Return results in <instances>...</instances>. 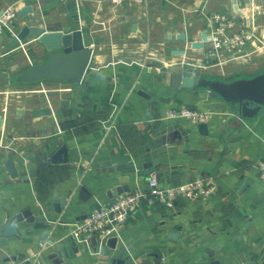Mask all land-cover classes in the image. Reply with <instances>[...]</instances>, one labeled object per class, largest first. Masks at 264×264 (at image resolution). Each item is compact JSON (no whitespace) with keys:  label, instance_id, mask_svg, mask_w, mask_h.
<instances>
[{"label":"crops","instance_id":"obj_1","mask_svg":"<svg viewBox=\"0 0 264 264\" xmlns=\"http://www.w3.org/2000/svg\"><path fill=\"white\" fill-rule=\"evenodd\" d=\"M76 1L69 9L71 0H0V11L17 10L13 32L0 33V264H155L161 258L165 264H264V180L257 169L264 159V110L243 119L231 103L175 89L148 66L164 59L223 81L262 73L264 0H237L244 17L234 0ZM27 7L33 11L19 17ZM216 12L254 32L246 55L221 51L207 59V15ZM29 24L84 32L94 54L82 83L15 82L47 55L31 38L9 47ZM203 30L204 47L192 48ZM182 107L213 113L207 134L201 122L167 117ZM111 117L114 126L104 125ZM64 145L66 162L58 155ZM7 159L15 162V178ZM151 177L162 187L210 177L215 192L207 200L178 198L170 208L142 206L121 226L115 247L73 239L72 223L124 190H148ZM27 211L43 223L24 220L15 236L3 235L7 220Z\"/></svg>","mask_w":264,"mask_h":264},{"label":"water","instance_id":"obj_2","mask_svg":"<svg viewBox=\"0 0 264 264\" xmlns=\"http://www.w3.org/2000/svg\"><path fill=\"white\" fill-rule=\"evenodd\" d=\"M234 9L239 16L244 17V13L239 10L237 0H234ZM77 5L76 0H71L67 5L69 9ZM32 7L23 8L19 12V17H24L29 12H32ZM3 10L0 11V16ZM244 24L246 18H242ZM186 34H180L179 39H186ZM27 38L37 41L47 53L46 57L29 66L17 78L15 82L18 84H35L42 81H58L68 84H80L84 80L88 69L91 66L94 50L90 47V43L86 39L84 32L80 29L72 31L49 30L39 24H29L23 26L16 37L9 43V47L13 48L20 45ZM171 38V37H170ZM208 40L206 30L202 31V41L193 42L192 48L201 49L204 47V42ZM172 53L184 54L183 50H173ZM246 51L238 52L236 56L246 55ZM150 68H159L158 77L162 81H166L175 89L187 88L195 90L201 94L203 98H218L220 97L225 102L231 103L237 107V114L243 119H253L264 110V71L251 78H239L231 81L221 79H208L201 77L196 72H192L188 65L167 66L162 61H150ZM3 82L8 84L9 78H4ZM145 95V94H144ZM1 123V117H0ZM199 130L207 134L208 123L201 122ZM63 156V161H67L68 147L64 145L58 155ZM8 174L15 178L18 176L17 167L13 159H7L4 163ZM82 190H85L83 188ZM128 191L124 190L123 192ZM121 192V193H123ZM30 215V216H29ZM27 217V218H26ZM26 220L27 222L43 223L36 219L31 211L23 214H18L9 218L3 228V235L6 237L15 236L18 233L16 224ZM179 232L172 228L169 236L178 238ZM96 241V240H95ZM116 238H111L108 244L112 247L116 246ZM113 264H123L121 260L114 259Z\"/></svg>","mask_w":264,"mask_h":264},{"label":"built area","instance_id":"obj_3","mask_svg":"<svg viewBox=\"0 0 264 264\" xmlns=\"http://www.w3.org/2000/svg\"><path fill=\"white\" fill-rule=\"evenodd\" d=\"M115 4L125 2L143 3L147 0H112ZM17 19V10L14 5L3 10L0 16V33H12L14 22ZM209 46L207 59L216 57L219 52L238 53L246 50L255 38L253 31L241 26L238 22L223 12L207 15ZM211 112L182 107L169 111L168 118H186L193 122H207L212 117ZM114 126L115 119L111 117L103 124ZM111 126V127H112ZM257 169L264 180V159L257 164ZM148 190L124 192L115 200L99 205L83 220L71 224V236L78 242H90L95 239L99 249H103L111 238L119 235L121 226L129 216L142 206L163 204L170 208L178 198L188 200H207L215 192L214 182L210 177H199L181 184L162 187L156 177L148 181ZM29 261V260H28ZM155 264H165L161 258Z\"/></svg>","mask_w":264,"mask_h":264}]
</instances>
